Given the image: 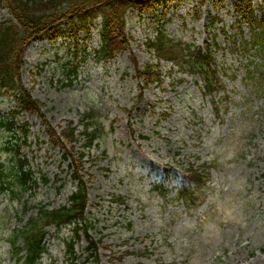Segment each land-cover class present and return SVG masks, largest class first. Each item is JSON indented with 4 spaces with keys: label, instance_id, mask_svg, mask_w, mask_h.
<instances>
[{
    "label": "rangeland",
    "instance_id": "374dc122",
    "mask_svg": "<svg viewBox=\"0 0 264 264\" xmlns=\"http://www.w3.org/2000/svg\"><path fill=\"white\" fill-rule=\"evenodd\" d=\"M260 5L254 0L256 14L264 18ZM155 14L176 41L204 49L213 39L220 44L211 47L220 90L206 92L202 71L168 75L169 67L162 84L144 88L135 61L140 68L156 62L145 45ZM9 17L0 5V23ZM127 19L129 44L123 51L107 64L80 56L79 75L71 84L67 68L77 59L64 55L61 39L51 50L43 40L27 47L21 82L32 89L48 122L24 111L18 118L30 124L28 137L0 131V163L11 180L17 158L25 157L35 175L49 181L22 189L19 197L0 192V264H16L9 238L40 205L67 203L75 186L73 169L49 126L60 133L70 122L79 125L87 110L104 124L102 136L90 150L81 138L73 154L77 158L79 151H86L81 174L89 179L88 211L92 235L100 242L99 264H264V75L257 70H264V57L257 48L245 52L240 47L250 39V23L242 19L236 0L204 5L199 0H162L157 11L131 10ZM87 44L89 50L98 48L99 36ZM44 48L48 52L41 54ZM142 91L144 97L137 102ZM17 101L0 93L1 113ZM196 167L209 174L196 204L169 199L191 183L188 174ZM165 175L168 197L152 190ZM117 197L126 202H116ZM47 230L48 253L41 264H68L65 241L71 228ZM87 246L82 236L77 245L81 259L87 258Z\"/></svg>",
    "mask_w": 264,
    "mask_h": 264
},
{
    "label": "trees",
    "instance_id": "16d2710c",
    "mask_svg": "<svg viewBox=\"0 0 264 264\" xmlns=\"http://www.w3.org/2000/svg\"><path fill=\"white\" fill-rule=\"evenodd\" d=\"M153 0H0L5 3L14 19L19 22L15 24L13 20H8L0 24V80L2 86L9 89H17L19 101L22 109L31 112H39V102L32 98L31 91L26 89L20 81L21 54L25 45L41 33L47 32L50 36L69 32L76 35L81 30H89V27L95 23L97 17H102L103 30L102 36L105 46L102 51L106 56L113 55L118 51L125 37V16L129 8L150 7ZM245 1V0H244ZM247 16V15H246ZM65 23V28L60 27ZM158 51L163 50V43H158ZM162 54H167L162 51ZM203 57L201 51L197 52L194 60ZM182 67L188 66L190 60H183ZM189 68H196L191 62ZM146 76L147 83L151 79L157 82L161 81L159 71L151 72L150 66L144 72H139ZM141 94L139 95V99ZM16 114L18 112H15ZM83 131H78L76 126L70 124L57 136L54 129L51 134L56 135L53 140L56 144L62 146L65 150V158L70 157V164L74 168L73 178L76 181L75 191L69 197L66 204L59 208H50L48 205L40 206L38 214L29 218L28 222L20 229H16L10 238L13 255L18 264H39V259L47 249L43 239L47 234V227L55 225L57 229L72 226L71 240L67 242V253L71 257L69 264H91L90 258L98 252L99 244L93 239L89 232L92 222L91 215L87 213L88 205V182L84 180L80 170L84 167L83 158L86 151H79L77 158L74 156L76 144L80 137H84V149L90 150L98 139L100 129L99 121L94 115L86 113L83 120ZM0 126L8 130H13L17 123L12 121H0ZM25 134L28 133V123L18 125ZM69 144V146L67 145ZM18 169L12 172L11 180H8L0 164V190L10 191L13 196H17L16 187L23 185L25 187L31 184H37L35 172L30 168L27 159H19ZM196 185L195 189L191 187L180 188L178 195L184 198L186 203L194 202L201 194L203 184L205 183V173L193 170L191 174ZM204 178V180H203ZM42 180L48 179L43 175ZM122 201V199L117 198ZM28 206L25 207V212ZM82 233L89 241L88 255L86 260H80L77 255L76 245L78 244ZM20 242V244H19Z\"/></svg>",
    "mask_w": 264,
    "mask_h": 264
}]
</instances>
